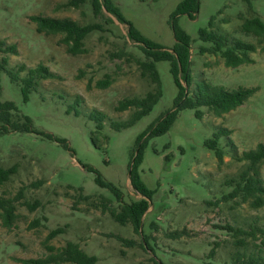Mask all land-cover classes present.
Returning <instances> with one entry per match:
<instances>
[{"label":"rangeland","instance_id":"rangeland-1","mask_svg":"<svg viewBox=\"0 0 264 264\" xmlns=\"http://www.w3.org/2000/svg\"><path fill=\"white\" fill-rule=\"evenodd\" d=\"M65 1L0 0V39L15 44L18 51L9 55V67H31L41 62L57 74L56 78L41 80L27 102H23L19 87L3 74L0 99L14 101L31 118L37 132L62 140L34 132L0 136V165H16V172L0 184V196L16 205L11 226L0 225V264H21L16 259L45 256L43 241L57 227L63 231L48 244L61 247L68 240L74 241L95 255L100 264H154L152 256L162 264H236L237 255L242 260L244 254L252 252L263 255L264 204L254 208L240 195L225 196L235 184L227 180L246 168L247 162L237 156L264 142V51L257 48L250 54L253 63L226 67L219 55L199 52L200 46L208 43L199 40L198 29L208 28V20L214 17L215 27L255 43V36L242 33L239 26L242 18L253 15L264 21V0H199L195 18L179 17V26L191 37L190 89L204 80L228 90L240 86L257 90L221 117L206 107L200 108V118L195 109L182 108L169 129L155 136H148V125L173 108L177 94L169 62L156 63L162 96L149 114L119 130L105 120L97 132L89 111L99 109L109 120H124L132 109L115 111L117 100L143 95L152 87L140 76L133 58L140 53L127 37L125 24L109 13L95 19L88 5L59 7ZM115 1L146 37L165 47L173 45L168 20L181 0ZM36 14L71 18L80 24L100 21L105 30L94 31L85 39L84 53L70 55L60 43L61 34L36 32L30 20ZM105 74L112 76V83L97 87L96 81ZM218 127L230 130L218 140L224 152L220 165L213 150L205 145ZM140 134L143 160L139 175L153 190L141 218V234L148 236L152 251L140 246L141 235L130 223L119 224L100 206L103 197L117 209L119 204L108 188L95 182V172L83 167H93L118 187L124 201L139 199L141 195L130 181L129 164ZM259 172L264 184V163L259 165ZM84 195L89 198L84 199ZM27 204L35 207L29 209ZM218 225L242 232L235 236ZM237 239L244 243L238 244ZM212 247L215 253L210 256Z\"/></svg>","mask_w":264,"mask_h":264},{"label":"trees","instance_id":"trees-1","mask_svg":"<svg viewBox=\"0 0 264 264\" xmlns=\"http://www.w3.org/2000/svg\"><path fill=\"white\" fill-rule=\"evenodd\" d=\"M88 5L95 19L109 13L115 19L127 26V37L136 43L135 47L139 50V56L133 57L140 76L147 79L151 89L143 95L127 96L117 100L114 106L115 111H124L132 109L130 115L120 121L110 120L105 113L99 109H92L88 116L96 123V131L103 129L105 120L116 130L127 128L135 124L143 116L149 114L153 106L162 96V87L160 77L156 68L159 61H168L170 64V73L174 84L177 88V94L174 98L173 108L161 114L155 121L147 127L148 136H155L164 133L169 129L178 110L182 108L195 109V115L202 117L201 107H206L214 116L221 117L241 104H243L257 87H237L235 89H224L213 86L204 80L191 87L190 75V35L179 26L178 20L181 15H187L190 19L195 18L199 7V0H181L178 2L169 17V25L172 29L174 43L171 47H165L163 44L146 37L141 31L127 19L121 11L115 0H66L59 7L80 8ZM241 17V15H240ZM30 20L35 23V30L45 35L61 34L60 43L64 44L65 50L70 55H78L86 51L84 46L85 39L94 31H104L105 27L102 22L94 21L80 24L71 18H55L42 14L31 15ZM208 28L198 29L199 40L208 43L207 46H200V53H209L219 55L226 67L236 68L242 64H250L254 59L250 56L257 48L264 51V21L258 16L242 18L239 30L244 34H252L256 42L245 41L235 37L232 33L222 31L215 27L214 17L208 20ZM260 45V46H259ZM259 46V47H258ZM121 53L124 51L120 49ZM123 51V52H122ZM15 44H8L0 39V91L2 75L4 74L10 82L16 84L21 93L23 102L29 100V95L35 91L39 82L43 79L56 78L57 74L50 68L39 62L35 66L27 67L20 64L17 68L9 67V55L17 54ZM24 72V75L21 73ZM112 76L105 74L102 79L96 81V86L106 88L112 83ZM76 101H81L79 96L75 97ZM174 107H176L174 109ZM10 132H34L41 134L49 139L62 142L61 139L53 137L49 133L37 132L32 126V120L25 115L10 99H0V136ZM146 131L143 133L145 135ZM140 134L135 140V148L130 156V181L141 197L130 202L122 199V191L110 181L104 179L102 175L91 166H83L86 170L95 172V182L102 187L108 188L116 197L119 204L118 209L111 206V200L108 198L101 199L103 209H107L109 215L114 221L121 225L130 223L133 229L141 235L140 246L144 249L152 248L149 246L148 236L141 234V218L149 207V200L153 190L146 187L139 175V166L143 160V143H139L143 137ZM230 130L218 127L211 137L205 140V145L215 153L217 163L220 165L223 161L224 152L219 147L218 140L222 135L228 136ZM228 144H233L228 141ZM232 146V145H231ZM235 147V146H233ZM137 151V152H136ZM136 152V153H135ZM238 160L247 162L246 168L236 177L230 178L227 182L235 183L233 189L225 196L232 198L240 195L244 201L249 200L252 207L257 208L264 204V184L260 177L259 165L264 163V142H259L254 148L242 151ZM16 172V165L2 167L0 165V184L7 181L10 176ZM88 199L89 195L82 196ZM251 198V200H250ZM33 209L35 205H26ZM16 218V205L14 202L0 196V225L10 227ZM220 228L233 231V234L242 232L239 228H232L228 225H218ZM63 231L62 227L52 229L43 241L44 248L47 250L45 256L16 259L21 264H100L98 258L93 254L85 252L78 243L68 240L61 247H55L48 244V241ZM253 234V233H251ZM125 242L133 243L132 240L122 239ZM264 242V240H261ZM238 244H243L244 240L237 239ZM215 242V245H218ZM214 245V246H215ZM215 247L209 252L210 256L215 253ZM242 260L239 255L234 259L236 264H264V254L258 253L244 254ZM154 264H162L154 256L151 257Z\"/></svg>","mask_w":264,"mask_h":264},{"label":"water","instance_id":"water-1","mask_svg":"<svg viewBox=\"0 0 264 264\" xmlns=\"http://www.w3.org/2000/svg\"><path fill=\"white\" fill-rule=\"evenodd\" d=\"M136 152H137V151H136ZM136 152H135V153H136ZM130 168H131V165H130ZM130 168H129V172H130Z\"/></svg>","mask_w":264,"mask_h":264}]
</instances>
